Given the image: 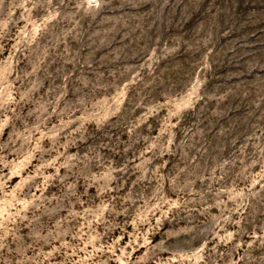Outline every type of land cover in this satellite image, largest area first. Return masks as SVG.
<instances>
[{
    "label": "rangeland",
    "instance_id": "rangeland-1",
    "mask_svg": "<svg viewBox=\"0 0 264 264\" xmlns=\"http://www.w3.org/2000/svg\"><path fill=\"white\" fill-rule=\"evenodd\" d=\"M0 264H264V0H0Z\"/></svg>",
    "mask_w": 264,
    "mask_h": 264
}]
</instances>
